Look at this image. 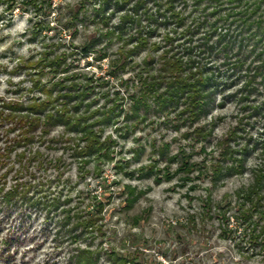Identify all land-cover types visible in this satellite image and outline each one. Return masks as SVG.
<instances>
[{"label": "rangeland", "instance_id": "1", "mask_svg": "<svg viewBox=\"0 0 264 264\" xmlns=\"http://www.w3.org/2000/svg\"><path fill=\"white\" fill-rule=\"evenodd\" d=\"M23 1L0 0V185L20 191L10 206L0 198L6 263L264 264V197L252 204L264 195L253 187L264 177V0H117L99 16L102 0H89L73 25L83 0ZM187 47L216 81L192 123L184 96L164 110L143 98L165 59L188 61ZM57 82L92 89L80 114L108 156L78 155L86 143L63 125L16 124L37 114L7 105L54 98L64 90L43 89Z\"/></svg>", "mask_w": 264, "mask_h": 264}, {"label": "trees", "instance_id": "2", "mask_svg": "<svg viewBox=\"0 0 264 264\" xmlns=\"http://www.w3.org/2000/svg\"><path fill=\"white\" fill-rule=\"evenodd\" d=\"M7 4L11 3L14 5L15 0H6ZM44 2L48 0H43ZM41 0H24L22 3L27 4V5H32L36 10H38L41 7V3H43ZM89 0H83L80 4V9H78L75 13L74 16L72 17L71 20H69V24L73 25L75 22L78 21V18L83 14H86L87 10H85L86 3ZM115 4L118 6L119 2L117 0H102V5L96 9L95 14L96 16H99L101 10H104L111 4ZM122 4H125L123 2ZM40 5V6H38ZM139 3L137 2V6ZM80 10V11H79ZM84 11V12H83ZM255 12L252 11V15ZM85 16V15H83ZM240 18V17H239ZM104 22L106 23L107 17L103 18ZM74 22V23H73ZM240 23H242V26H248L251 27L253 24H255L256 28H260V22H254L249 20V17L246 15V13H241V18H240ZM68 25V26H71ZM124 32V30H122ZM138 33H136L137 35ZM108 36V35H107ZM131 38H137L136 42H140V44H145V40L142 37H137L135 35H131ZM96 39H93V41L88 42L83 46V53L88 54L94 45ZM136 48H139L138 45ZM188 48V47H187ZM185 49L183 52H188L189 59L187 62H184L180 60L179 58H175L174 53L169 56L167 59H165L162 62V67H161V72H162V77L160 81L155 82L153 85H147L146 91L143 93V98H147L148 96L153 97V100L155 103L158 105L160 110H164L166 108V105H170L172 102L174 104H177L179 100L184 99V104L186 105L185 109L183 112H188L191 115V123L198 119L202 113L205 110V106L207 104L206 98L210 99V95L213 94L214 91H211L212 85L216 83L215 78L213 76L208 77L207 75L202 77L201 72L203 71V68H207L204 66H199L197 62H195V59H192L190 57L192 53H190L191 49L190 47L188 49ZM63 61V58H57L54 61H50L47 64H45L47 67L50 68L52 71H58L60 69V65ZM148 65V64H147ZM196 66V67H195ZM196 68V71H192V68ZM199 67V68H198ZM203 67V68H202ZM185 68L190 72L189 75L183 77L181 73L184 72ZM160 73L158 74V76ZM169 75V77H173V81L167 78L166 76ZM163 76H165L167 79H163ZM167 80V81H165ZM166 82V83H163ZM163 86V87H162ZM42 87V86H41ZM58 89H63L64 93L58 94L56 97L52 98L51 96L47 101H42L40 103H34L32 105H29L27 107H24L22 105H19L18 103H11L7 105V108H10L9 110L14 114L15 112H18L19 108H27L25 110H28L27 112H30L31 114H37L35 117L30 118L26 122H23L25 120L24 115L21 117H18L16 119V124L19 126H25L26 130H33L38 124H40L43 127L50 128L56 124H60L68 128V130H72L80 134V138L78 139L79 141H84L86 143L84 148H80L76 152L78 155H86L87 157H91V155H102V157H106L109 154V146L110 142L108 140L105 141H100L99 139V134L92 128L97 123H88L87 119L88 117L86 115H81V109L82 106L89 109V106L92 104H88L87 106L84 105V100L88 98L91 94L92 89H89V85L83 86L82 84H76V83H71V85L67 86L64 85L61 82H57L54 85H49L45 89H43L46 94H49L52 92L53 88ZM164 90H162L161 88ZM208 88V93H205L204 89ZM187 94V95H186ZM181 96L182 99L180 98ZM168 100V102H167ZM96 102V101H93ZM137 102V101H136ZM139 103H135L137 105ZM135 105H134V110H135ZM59 106V107H57ZM48 107L53 108V112H48ZM48 109V110H47ZM97 112V111H96ZM108 114H103L101 121H98V123H106L110 121L112 118L111 114L107 112ZM101 114V113H100ZM136 115V113H134ZM15 117V115H14ZM16 118V117H15ZM27 138V137H26ZM41 138H38L39 140ZM73 140V139H72ZM42 141V140H41ZM76 140H73L75 143ZM35 154H39L36 152ZM20 160V159H18ZM240 162V161H237ZM241 164L239 167L235 169L236 172H241ZM229 170V169H228ZM261 180H260V179ZM264 177L258 176L256 178V182L253 185V187L259 188V191L264 188ZM1 186V185H0ZM3 186L0 187V198L6 203V206H10L12 203H15L14 198L16 194L20 191H17V186L14 189H11L10 191L4 193L3 192ZM25 192V190H24ZM258 194V199L252 203L253 207L259 209L260 206L264 208V204L259 206V201L264 197L261 192H257ZM21 196H24L22 194ZM245 198H249L247 195ZM16 199V198H15ZM210 199V198H209ZM210 202V201H209ZM243 205V204H242ZM259 211V210H258ZM260 219L264 218V210L260 212ZM241 218L243 219L244 222H246L249 225L255 224L252 221L253 214L252 213H241L240 214ZM91 224V223H89ZM257 225V223H256ZM255 225V226H256ZM80 226V225H76ZM256 230V227L253 228ZM261 229V228H260ZM262 229H264L262 227ZM262 233V231H261ZM259 237V235H258ZM17 242V239H9V241H5L4 246H9L13 242ZM5 248V247H4ZM3 248L0 247V264H7L6 259L3 258Z\"/></svg>", "mask_w": 264, "mask_h": 264}]
</instances>
